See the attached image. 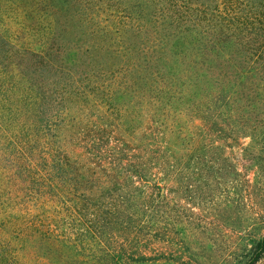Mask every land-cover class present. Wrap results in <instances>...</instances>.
<instances>
[{
	"label": "trees",
	"instance_id": "1",
	"mask_svg": "<svg viewBox=\"0 0 264 264\" xmlns=\"http://www.w3.org/2000/svg\"><path fill=\"white\" fill-rule=\"evenodd\" d=\"M98 2L0 0V264L148 261L132 245L136 208L145 190L165 199L171 172L182 184L174 161L189 137L142 149L101 128L77 155L78 105L123 98L144 114L171 96L218 117L219 102H239L231 116L264 123V0H135L126 47L108 28L87 31ZM263 256L264 236L245 264Z\"/></svg>",
	"mask_w": 264,
	"mask_h": 264
},
{
	"label": "rangeland",
	"instance_id": "2",
	"mask_svg": "<svg viewBox=\"0 0 264 264\" xmlns=\"http://www.w3.org/2000/svg\"><path fill=\"white\" fill-rule=\"evenodd\" d=\"M114 3L99 0L94 11L98 21L92 28L86 26L87 31L108 28L115 45L137 43L138 38L126 34L135 23L130 7L135 0ZM91 41L97 42L95 37ZM123 100L118 98L115 108L84 104L73 108L78 109L73 115L82 114L86 124L73 131L77 155L88 153L94 132L101 128L113 130L112 145L121 138L142 149L154 139L171 138L174 130L189 137L178 160L174 159V164L180 163L182 184L177 186L176 171L171 172L162 184L165 199L145 190L147 198L136 208L132 245L148 261L135 264H245L264 236V123L231 116L239 102H219L216 117L205 105L192 106L178 97H168L164 106L155 101L144 114L137 107L122 105ZM123 114L136 125L131 131L122 125L127 123ZM153 127L158 131L151 132ZM146 133L151 136L145 137ZM257 264H264V256Z\"/></svg>",
	"mask_w": 264,
	"mask_h": 264
}]
</instances>
